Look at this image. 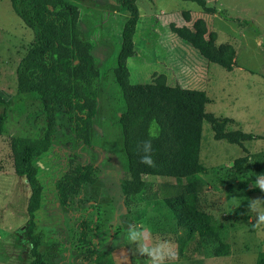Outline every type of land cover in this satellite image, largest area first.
<instances>
[{
	"label": "rangeland",
	"instance_id": "1",
	"mask_svg": "<svg viewBox=\"0 0 264 264\" xmlns=\"http://www.w3.org/2000/svg\"><path fill=\"white\" fill-rule=\"evenodd\" d=\"M68 1L80 10L81 38L94 45L98 114L91 131L92 147H87L78 142L68 117L59 113L51 152L38 162L44 198L36 214L35 234L42 237L39 250L45 264H108L111 260L144 264L146 258L137 256L135 245L126 240L130 223L149 226L155 240L174 244L178 257L168 264H257L264 253V225H255V214H248V201L263 199V195L252 193L251 170H232L235 160L245 153L239 146L216 141L211 125L203 119L180 115L185 98L164 95L131 119V147L147 188L126 206L122 185L131 175L119 124L125 103L114 69L129 13L120 0ZM207 1L217 15L182 0L137 1L141 18L134 37L137 56L128 61L131 83L148 84L155 74H164L171 86L205 91L211 100L207 113L236 121L228 131L242 130L264 138V0ZM184 11L192 14V22L185 21ZM198 19L217 33V45H233L232 72L208 62L171 30L173 24L191 28ZM34 40L35 33L14 12L11 0H0V95L12 99L6 133L0 136V264L33 261L25 237L31 189L15 173L11 141L14 137L43 138L48 127L42 103L30 97L22 101L17 95L16 70ZM150 120L161 128H154L145 139ZM148 139L156 162L186 166L197 175L184 179L153 175V168L139 162L141 142ZM244 146L253 155L262 153L264 139ZM78 164L96 167V183L86 185L63 207L56 183ZM199 165L204 171L198 170ZM196 180L202 182L203 193L184 196L181 201L172 185ZM169 198L196 231L211 230L214 242L201 246L197 233L195 240L190 238L165 205ZM222 244L230 254L215 257L213 251Z\"/></svg>",
	"mask_w": 264,
	"mask_h": 264
},
{
	"label": "trees",
	"instance_id": "2",
	"mask_svg": "<svg viewBox=\"0 0 264 264\" xmlns=\"http://www.w3.org/2000/svg\"><path fill=\"white\" fill-rule=\"evenodd\" d=\"M137 1L120 0L121 7L129 13V18L123 29L122 48L114 69L116 83L123 93L125 103L119 124L123 133L131 175L130 179L122 185L126 206H130L132 201L147 188L146 181L137 169L131 147V119L142 114L147 105L157 104L164 95L185 98L186 101L179 108L180 115L191 114L203 119L211 125L216 141H226L231 145L241 147L245 156L235 160L232 170L236 173L251 170L248 183L255 182L257 175L264 174V152L253 155L244 144L264 139L263 137L242 130L228 131V127L236 124V121L207 113L206 106L211 103V100L205 91L171 86L164 74H155L148 84L131 83L128 61L137 56L134 37L141 18ZM182 1L196 3L204 13L217 15V9L210 7L207 0ZM11 4L25 26L35 33L32 46L16 70L17 95L22 101L29 97L40 101L48 124L43 138L14 137L11 141L15 173L18 177L24 178L31 189L28 204L29 222L25 232L26 240L31 245L30 253L33 257L31 264H45L44 256L39 250L42 237L35 234L36 214L41 210L44 198V188L39 179L41 169L38 162L51 152L59 113L70 120L71 130L78 142L92 147L91 131L98 114L99 70L92 55L94 45L81 38L80 10L77 6L68 0H11ZM182 16L185 21L192 22L190 12L184 11ZM171 30L180 39L191 44L208 62L228 72L234 70L235 49L233 45H217V33L209 28L204 19L196 20L191 28L177 27L173 24ZM11 104L12 99L6 100L0 95V109H2L0 111V136L6 133L7 114ZM155 123V120H150L148 130L144 135L145 139L150 138L154 128H161ZM169 126L172 128L170 123ZM179 146L181 150H187L189 154L188 149L185 150L183 145ZM156 165L153 168V175L178 179L197 175L196 171L191 172L186 166H171L163 161H157ZM198 170L204 171L201 165ZM95 172L96 167L93 164H78L65 173L56 183L61 206H68L70 199L80 195L86 185L95 184ZM172 189L176 190L177 195H181L182 201L187 195L198 197L203 193L204 186L200 180H196L178 186L172 185ZM252 193L262 194L264 199V192L259 189H252ZM165 205L188 230L190 238L195 240L197 233L201 246L208 245L210 240L214 242V238H211L213 236L211 230L196 231L194 225L177 209L173 198L166 199ZM86 230L84 228L83 238L87 234ZM213 254L215 257L228 256L230 249L222 244L215 248ZM108 264L115 263L111 260ZM257 264H264V253L259 256Z\"/></svg>",
	"mask_w": 264,
	"mask_h": 264
},
{
	"label": "clouds",
	"instance_id": "3",
	"mask_svg": "<svg viewBox=\"0 0 264 264\" xmlns=\"http://www.w3.org/2000/svg\"><path fill=\"white\" fill-rule=\"evenodd\" d=\"M140 163L155 168L156 161L153 156V143L151 139L141 142ZM251 188H257L264 192V174L257 175L254 185ZM255 214V225H264V199L256 198L248 201V214ZM126 240L135 245V254L139 257L146 258L144 264H168L178 257L175 246L170 241L155 240L149 226H140L133 223L127 225Z\"/></svg>",
	"mask_w": 264,
	"mask_h": 264
},
{
	"label": "crops",
	"instance_id": "4",
	"mask_svg": "<svg viewBox=\"0 0 264 264\" xmlns=\"http://www.w3.org/2000/svg\"><path fill=\"white\" fill-rule=\"evenodd\" d=\"M234 69H235V67H234Z\"/></svg>",
	"mask_w": 264,
	"mask_h": 264
}]
</instances>
